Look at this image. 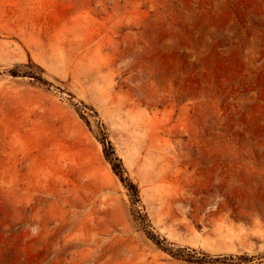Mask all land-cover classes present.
Listing matches in <instances>:
<instances>
[{"label": "rangeland", "instance_id": "obj_1", "mask_svg": "<svg viewBox=\"0 0 264 264\" xmlns=\"http://www.w3.org/2000/svg\"><path fill=\"white\" fill-rule=\"evenodd\" d=\"M0 264H264V0H0Z\"/></svg>", "mask_w": 264, "mask_h": 264}]
</instances>
